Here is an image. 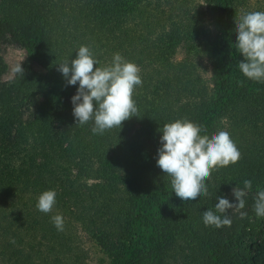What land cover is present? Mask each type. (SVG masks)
Returning a JSON list of instances; mask_svg holds the SVG:
<instances>
[{
    "label": "trees",
    "instance_id": "trees-1",
    "mask_svg": "<svg viewBox=\"0 0 264 264\" xmlns=\"http://www.w3.org/2000/svg\"><path fill=\"white\" fill-rule=\"evenodd\" d=\"M205 3L198 10L189 0H0V41L27 51L23 74L0 81V264H89L80 232L111 264H264L263 218L253 210L264 188V83L243 76L235 48L236 18L248 3ZM200 38L211 39L210 82L192 58L174 60L179 44ZM81 45L101 65L120 53L140 69L139 117L103 135L92 133V121L76 123L77 86L58 71ZM7 68L0 52V79ZM179 118L210 137L229 132L241 153L212 171L209 196L195 202L178 198L156 165L158 129ZM246 179L252 189L243 209L227 211L231 225L206 227L202 212ZM49 189L57 203L43 213L36 202ZM57 213L63 231L52 223Z\"/></svg>",
    "mask_w": 264,
    "mask_h": 264
},
{
    "label": "clouds",
    "instance_id": "clouds-1",
    "mask_svg": "<svg viewBox=\"0 0 264 264\" xmlns=\"http://www.w3.org/2000/svg\"><path fill=\"white\" fill-rule=\"evenodd\" d=\"M236 51L243 57L239 71L247 79L264 83V11L246 12L236 18ZM76 56L58 64V71L68 86H77L71 97L72 114L76 123L93 122V134L119 128L122 122L138 116L133 99L134 90L142 84L140 69L120 53L113 54L111 61L101 65L88 45H81ZM95 66V68H94ZM23 74L21 63L13 68ZM205 130L186 118L164 123L158 129L159 147L156 165L168 177L172 192L185 201L195 202L209 196L208 178L213 170L227 167L239 161L241 153L230 133L225 130L211 137L201 134ZM242 190H233L235 202L227 196H216L213 207L202 212L203 224L221 228L231 225L226 214L229 209L245 207L246 191H251L252 181L244 180ZM54 189L43 191L37 198L36 208L43 213L52 212L57 203ZM256 216L264 218V188H259L254 198ZM247 213L241 212V216ZM54 227L63 231L64 220L57 213L51 217Z\"/></svg>",
    "mask_w": 264,
    "mask_h": 264
},
{
    "label": "rangeland",
    "instance_id": "rangeland-1",
    "mask_svg": "<svg viewBox=\"0 0 264 264\" xmlns=\"http://www.w3.org/2000/svg\"><path fill=\"white\" fill-rule=\"evenodd\" d=\"M205 1L206 0H189V2H191V6L198 10H204L202 8L205 7V4H206ZM246 1L248 3V7L246 9L247 12L264 11V0H246ZM204 22H205L204 25L211 32L212 31V19L208 11L205 12ZM210 41L211 39L209 38H200V39H197V40L195 39L190 42H185V43L183 42L179 44L174 54L175 61L183 60L185 57L192 58V61H194L199 66L202 76L208 82H210L209 80L211 78V71L213 67L209 61V58L206 57L205 55V50L207 49V46L210 44ZM188 50L193 51L195 54L192 53L191 55L188 56L189 54ZM0 52L8 67L7 72L1 76L0 81L1 82L10 81L16 74L13 71V68L18 63H21V65L24 63L26 56H27V51L23 49V47H21L20 45L11 42L10 38L7 37L6 40L0 41ZM33 67L36 70L41 69L36 64H34ZM209 89H211L210 85H209ZM233 190L238 191L239 189H231L225 192L223 196H227V198L230 201L235 202ZM229 210L232 212H236L237 208H232ZM262 221L264 223V218ZM80 237H81L83 248L88 254L89 264H111V260L102 251V249L98 246V244L95 242L94 239H91L88 235L81 233V232H80Z\"/></svg>",
    "mask_w": 264,
    "mask_h": 264
}]
</instances>
